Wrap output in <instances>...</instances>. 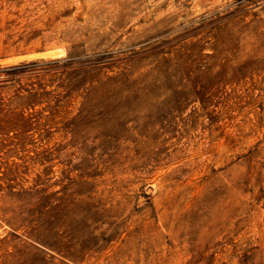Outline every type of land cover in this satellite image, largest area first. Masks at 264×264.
Returning a JSON list of instances; mask_svg holds the SVG:
<instances>
[{
	"label": "rangeland",
	"instance_id": "obj_1",
	"mask_svg": "<svg viewBox=\"0 0 264 264\" xmlns=\"http://www.w3.org/2000/svg\"><path fill=\"white\" fill-rule=\"evenodd\" d=\"M0 264H264V0H0Z\"/></svg>",
	"mask_w": 264,
	"mask_h": 264
}]
</instances>
